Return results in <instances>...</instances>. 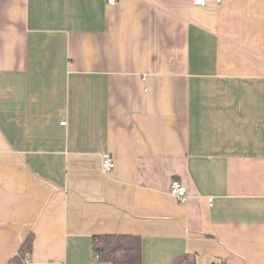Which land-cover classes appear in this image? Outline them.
<instances>
[{"label": "crops", "instance_id": "obj_1", "mask_svg": "<svg viewBox=\"0 0 264 264\" xmlns=\"http://www.w3.org/2000/svg\"><path fill=\"white\" fill-rule=\"evenodd\" d=\"M101 234L264 264V0H0V264H111Z\"/></svg>", "mask_w": 264, "mask_h": 264}, {"label": "trees", "instance_id": "obj_2", "mask_svg": "<svg viewBox=\"0 0 264 264\" xmlns=\"http://www.w3.org/2000/svg\"><path fill=\"white\" fill-rule=\"evenodd\" d=\"M94 250L99 259L111 264H141V242L132 234H101L93 237ZM32 237L29 235L20 247L13 261L31 251ZM171 264H196L191 254H182Z\"/></svg>", "mask_w": 264, "mask_h": 264}, {"label": "built area", "instance_id": "obj_3", "mask_svg": "<svg viewBox=\"0 0 264 264\" xmlns=\"http://www.w3.org/2000/svg\"><path fill=\"white\" fill-rule=\"evenodd\" d=\"M115 1L116 0H107V2L109 4H113V3H115ZM219 1L220 0H217V2H219ZM193 3L204 6L206 4V0H193ZM60 123L65 124V121H62ZM100 166H101L102 170H104V171H109L114 167V161H113L111 154H109V153H103L102 154ZM168 191L172 196H174L179 201L184 202L187 199L186 187L182 183H180V181L177 179H173L170 182ZM210 199L211 198H209V200Z\"/></svg>", "mask_w": 264, "mask_h": 264}]
</instances>
